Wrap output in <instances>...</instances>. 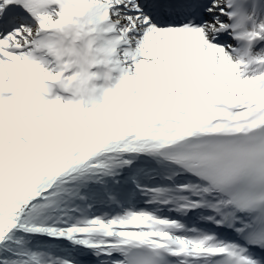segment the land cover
<instances>
[{
    "label": "snow or ice",
    "instance_id": "6c2138e0",
    "mask_svg": "<svg viewBox=\"0 0 264 264\" xmlns=\"http://www.w3.org/2000/svg\"><path fill=\"white\" fill-rule=\"evenodd\" d=\"M0 264H264V0H0Z\"/></svg>",
    "mask_w": 264,
    "mask_h": 264
}]
</instances>
